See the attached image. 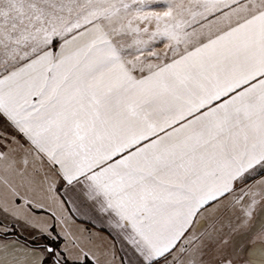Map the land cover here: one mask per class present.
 <instances>
[{"label":"snow or ice","instance_id":"snow-or-ice-1","mask_svg":"<svg viewBox=\"0 0 264 264\" xmlns=\"http://www.w3.org/2000/svg\"><path fill=\"white\" fill-rule=\"evenodd\" d=\"M0 264H264V0H0Z\"/></svg>","mask_w":264,"mask_h":264}]
</instances>
